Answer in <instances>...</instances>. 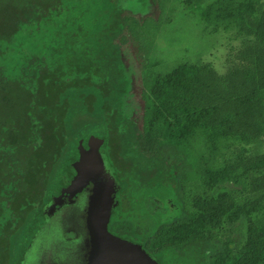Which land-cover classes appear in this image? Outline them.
Segmentation results:
<instances>
[{
    "label": "trees",
    "instance_id": "1",
    "mask_svg": "<svg viewBox=\"0 0 264 264\" xmlns=\"http://www.w3.org/2000/svg\"><path fill=\"white\" fill-rule=\"evenodd\" d=\"M94 1L0 0V264L31 262L90 139L106 172L127 161L138 177L128 188L153 192L163 222L153 216L147 234L167 264H264V0L182 1L203 31L247 40L224 74L201 61L167 65L156 40L170 0H144L136 13L132 1L99 0L93 11ZM153 2L158 15L133 16ZM131 43L137 122L119 107ZM76 109L100 117L102 134L64 153Z\"/></svg>",
    "mask_w": 264,
    "mask_h": 264
},
{
    "label": "water",
    "instance_id": "2",
    "mask_svg": "<svg viewBox=\"0 0 264 264\" xmlns=\"http://www.w3.org/2000/svg\"><path fill=\"white\" fill-rule=\"evenodd\" d=\"M82 148L66 183L56 194L52 222L56 218L64 232L76 231L82 235L78 248L80 264H159L142 247L108 231L115 180L105 171L104 149L97 139H90ZM39 249L45 252L29 264H63L49 244L39 240L35 251Z\"/></svg>",
    "mask_w": 264,
    "mask_h": 264
},
{
    "label": "rangeland",
    "instance_id": "3",
    "mask_svg": "<svg viewBox=\"0 0 264 264\" xmlns=\"http://www.w3.org/2000/svg\"><path fill=\"white\" fill-rule=\"evenodd\" d=\"M182 1L183 0H170L162 16L165 28L162 29L163 34L159 36L156 43L159 49L164 53L165 62H167V65L172 63L174 66L177 65L179 61L186 59L211 63L219 73L224 74L235 65L234 59L237 51L247 45V40L234 39L223 33L211 34L209 30L203 31L201 23L183 12ZM99 4V0H95L91 5V9L93 11L98 9ZM147 31L150 32L148 29ZM40 42L45 41L41 40ZM25 47L27 48V46ZM125 53L128 55L127 60H125L126 65L129 67V69L126 68L127 75H129V73L133 74L136 71V89H138V93L135 100L140 103V96L138 95L141 88V74L139 73V71H141V61L137 57L136 45L133 43L129 44ZM132 100L133 102L131 101V104L136 105L134 98H132ZM74 117V122L72 126L69 127L68 147L64 153L71 150L76 138H89V136L93 134H102L100 117H88L84 111H77V109L75 110ZM143 193L144 190L135 192L139 201L135 202L133 205L135 209L133 212H137L138 218L140 219H145V213L141 215L139 212V207L144 200L143 197H150L153 192L150 190L148 194L146 192V195H143ZM141 223L144 224L145 227H149L153 222L150 219L148 221H142ZM33 240L34 238L29 240V247L33 246ZM34 254L36 255L35 247L32 249L30 256L35 257Z\"/></svg>",
    "mask_w": 264,
    "mask_h": 264
},
{
    "label": "flooded vegetation",
    "instance_id": "4",
    "mask_svg": "<svg viewBox=\"0 0 264 264\" xmlns=\"http://www.w3.org/2000/svg\"><path fill=\"white\" fill-rule=\"evenodd\" d=\"M125 1H126V4H129V2L132 1V8L134 10L133 11L134 13L137 12L136 10H138V7H140L144 2V0H125ZM137 4L138 5L140 4V6L136 7ZM148 10H149L148 14L145 12L144 15H142L141 13H138L137 15L133 14V16L136 19H139L140 21L141 20L144 21L145 18L147 19L149 17L158 15L159 11H158V5L156 4V2H153L152 4H150L148 7ZM123 16L130 17L132 15L129 12H126ZM126 67L129 69L127 65ZM135 72L133 74L128 72L129 73V84H130V88L128 89V94L125 96L121 94V96H119L120 98L123 97V100L127 101V105L126 106L123 105L119 107L120 108L123 107L125 110V113H127L130 116V119L134 122H137V118L140 115L142 109H141V106L139 105V102L135 100V97L138 93V89H136L137 84H136ZM139 73L142 76V72L139 71ZM138 96H140V93ZM132 98H134L136 105L131 104V101L133 102ZM120 108H119V111H121ZM121 160H122L121 158H118L117 164ZM126 163L127 161L124 163L125 165L122 164L123 166L121 165L119 168L117 167L118 168L117 170L119 172L117 171L116 173L107 169V173H109L110 176L113 177L115 180L114 181L115 182L114 194H113L114 202H113L112 212L110 215V221L108 225L109 232L115 237H118L133 245L142 247L144 251L150 257H152L155 261H157L159 264H165L166 263L165 260L160 258V255L158 254L157 250L153 248L152 243L150 242L151 241L150 236L149 234H147L148 231L150 230L151 225L149 227H145L144 224L141 223L142 221H148L150 219L153 221L154 217L158 218L160 222H163L162 221L163 219H161L160 216L158 215L160 213L158 203L157 205L153 206V204L156 201H154L150 197L144 196L143 199H145V201H142L141 206L139 207V212L141 215L142 213H145V219L138 218V213L133 212V210H135L133 207L134 204L130 203L129 198L132 199L133 194L137 192L138 189H140L139 188L140 184L139 183L136 184L137 186L136 190H134L133 188L131 189L128 188L127 185H129L131 181L138 179V177L136 175H135V178L130 177L132 175L131 174L132 168L127 169L126 167L129 164H126ZM121 169H125V171H122ZM174 173H178V172L175 171ZM121 174L123 175L122 177H121ZM150 174L151 173H146L145 171L141 173V175H144L145 178L151 177L152 175L150 176ZM141 182H144V181L142 180ZM148 190L149 189H144L145 195ZM173 197H175V195H173ZM177 205L181 206L182 203L179 201V204ZM169 207L171 208V210L177 209V207L172 204H170ZM145 209L148 210L149 212H147ZM52 220L53 218L51 217L50 227H49L51 229L50 230L47 229V231L45 232V237L41 238V242L43 241L46 244H49L51 247H53L55 252L60 257L61 261L63 262V264H80V259L78 256V248L83 241L82 235L76 231L68 232L67 230H65L64 232L63 230L64 227L57 223L56 218L54 219L53 222ZM62 230H63V233H62ZM200 250L201 251L199 253V257H200L199 260L201 261L203 258L204 252L202 249ZM44 252L45 250L39 249L36 252V255L35 254L34 255L38 256L40 253H44ZM31 259L33 260L34 257H32Z\"/></svg>",
    "mask_w": 264,
    "mask_h": 264
}]
</instances>
